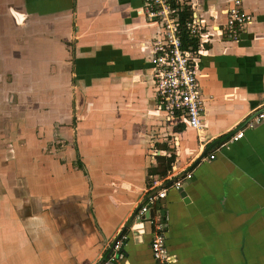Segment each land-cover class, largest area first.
<instances>
[{"label":"crops","instance_id":"1","mask_svg":"<svg viewBox=\"0 0 264 264\" xmlns=\"http://www.w3.org/2000/svg\"><path fill=\"white\" fill-rule=\"evenodd\" d=\"M188 1L200 130L157 96L163 26L142 0H0V264H103L124 235L116 264H155L160 215L172 264H264V118L245 128L264 111V0H242L238 39L233 0Z\"/></svg>","mask_w":264,"mask_h":264},{"label":"built area","instance_id":"2","mask_svg":"<svg viewBox=\"0 0 264 264\" xmlns=\"http://www.w3.org/2000/svg\"><path fill=\"white\" fill-rule=\"evenodd\" d=\"M141 12L149 19L159 20L163 26V34L154 47L151 63L155 70V86L157 96L164 109L173 116H183L190 127L200 130L202 125L201 111L203 108V93L197 80V59L200 50L193 46L185 47L182 43V30L185 27L190 35L196 36L202 30V24L194 19L183 23L179 18L181 8L189 4L188 0H142ZM253 16L244 12L242 0H233L228 8L226 22L222 31L226 38L238 39L241 33L252 23ZM264 118V111H260L248 120L245 128L254 127ZM244 128L231 136V141L243 137ZM214 153L210 154L213 158ZM191 173H185L190 178ZM183 176V177H184ZM181 178L155 180L148 188L144 202L140 206V213L145 215L162 199L167 196L171 187L180 188ZM150 221L153 226L151 250L155 264H172L166 237L165 224L162 215ZM127 236L118 238L113 245V252L103 264H116L124 257L123 244Z\"/></svg>","mask_w":264,"mask_h":264},{"label":"trees","instance_id":"3","mask_svg":"<svg viewBox=\"0 0 264 264\" xmlns=\"http://www.w3.org/2000/svg\"><path fill=\"white\" fill-rule=\"evenodd\" d=\"M191 15H192V11L189 9L188 5H184L179 12V18L183 23H186V20L190 19ZM181 38H182V43L185 47L193 46L194 48H197L198 39L196 38V36L190 35V33L185 27L182 30ZM173 161H174V156L168 159V164L166 168H164L163 170L158 171L159 169L157 167L156 173L165 176L168 169L171 168Z\"/></svg>","mask_w":264,"mask_h":264}]
</instances>
